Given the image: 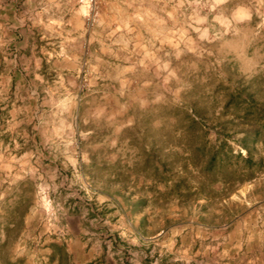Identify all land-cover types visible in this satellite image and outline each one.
I'll use <instances>...</instances> for the list:
<instances>
[{
  "label": "rangeland",
  "instance_id": "obj_1",
  "mask_svg": "<svg viewBox=\"0 0 264 264\" xmlns=\"http://www.w3.org/2000/svg\"><path fill=\"white\" fill-rule=\"evenodd\" d=\"M20 3L47 39L0 41V264H264V143L250 180L200 171L246 155L224 103L264 100V0Z\"/></svg>",
  "mask_w": 264,
  "mask_h": 264
},
{
  "label": "trees",
  "instance_id": "obj_2",
  "mask_svg": "<svg viewBox=\"0 0 264 264\" xmlns=\"http://www.w3.org/2000/svg\"><path fill=\"white\" fill-rule=\"evenodd\" d=\"M231 105L236 115L241 114L240 121L247 126L238 140L246 155L239 151L233 153L231 146L221 141L206 153L205 163L200 168V171L210 174L213 181L227 185L250 180L263 168L262 157L254 155L250 149L264 143V100H256L252 92L246 95L241 91L231 92L227 94L224 106L228 108Z\"/></svg>",
  "mask_w": 264,
  "mask_h": 264
},
{
  "label": "crops",
  "instance_id": "obj_3",
  "mask_svg": "<svg viewBox=\"0 0 264 264\" xmlns=\"http://www.w3.org/2000/svg\"><path fill=\"white\" fill-rule=\"evenodd\" d=\"M20 4V0H0V41H6L8 44L13 46L22 41L25 43L22 53L24 54L25 51L28 50L29 56L36 59V56H34L36 45L33 44V41L46 40V32L39 31L36 27H34V22H31L32 29H25L24 27H21V25L25 24L26 21L20 18ZM46 20L47 19L45 18V21ZM41 21L42 20H39V22ZM29 39L32 40V42L29 43ZM13 48L15 50L14 53H0V73H3L5 70L12 73L20 71L18 60L21 58L20 55H22V57L24 56L21 54V51H18L19 49L17 50L16 47ZM8 55H11L9 59L7 58ZM39 64L41 66H45L46 64L41 57Z\"/></svg>",
  "mask_w": 264,
  "mask_h": 264
}]
</instances>
